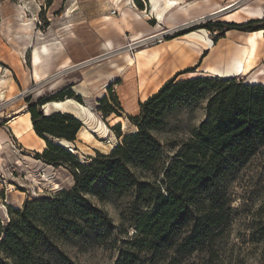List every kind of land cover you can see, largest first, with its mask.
Segmentation results:
<instances>
[{
    "label": "rangeland",
    "instance_id": "rangeland-1",
    "mask_svg": "<svg viewBox=\"0 0 264 264\" xmlns=\"http://www.w3.org/2000/svg\"><path fill=\"white\" fill-rule=\"evenodd\" d=\"M180 2L182 6H177L167 14L165 22H160L150 13L152 10L147 0H0V84L5 85L10 80L17 85L19 94L12 101L25 104L27 98L51 97L72 87L82 98V102L74 101L87 111L84 113L76 104L68 102L63 107L67 111L50 105L49 114L66 112L89 123L83 127L90 131L89 137L78 136L75 144L77 156L83 163H89L88 157H94L96 151L108 154L117 139L120 140L112 127L121 124L123 135L135 131L127 116L139 114V105L149 98L148 94L168 79L165 73L175 72V76L189 70L179 80L207 74L203 72L211 67L226 65L247 35L237 31L226 34L210 32L204 28L205 25L257 21L261 20L257 18L259 14L264 12V0ZM233 2L238 3L235 9L208 17L216 12L213 10L218 5L223 7ZM113 10H117L116 16L111 15ZM123 11L127 16L130 14L129 24L126 22L128 17L123 19ZM203 17L207 18L194 23ZM126 25L129 31H126ZM136 35L144 38L160 35L164 41L156 44L158 37L135 44L131 39ZM43 48H47L46 54ZM141 49L163 51V57L159 63H153L142 71L127 67V58L136 56ZM35 51L40 56L37 65V73L41 70L39 80L35 79V67L32 66ZM205 52L208 55L202 58ZM182 60L184 62L181 63ZM258 60L256 69L240 78H245L250 84L264 85V41ZM159 77L163 79L159 80ZM111 86L124 115L123 118L114 115L104 120L97 106ZM1 88L8 99L17 94L6 85ZM15 108L11 105L4 111L12 113ZM91 112L94 117L89 116ZM205 118L202 109L191 114L184 112L170 119V125L156 133L167 161L177 152L171 149V143L186 140L189 128L198 127ZM24 123L21 121L17 127L27 133ZM29 135L27 133L15 141L12 152L16 153L17 161L14 165L4 168L5 171L0 170V218L4 222L8 221V207L21 209L26 201L56 196L74 186L73 176L66 168L44 166L30 149L21 145ZM35 138L43 145L36 149L41 153L45 145L41 143L42 139ZM230 194L234 219L225 236L218 241L220 253L217 264H264V246L249 241L250 228L264 221V148L242 170L231 185ZM87 198L112 219L116 226L112 238L103 245L96 243L90 234L72 237L56 244L58 252L67 256L72 264H116L120 249L134 232L129 228V221H125L130 218L133 196L128 192L124 197L110 195L102 201L93 195ZM47 256H52L53 264L58 262L56 253L44 258ZM202 260L199 257L187 264H202Z\"/></svg>",
    "mask_w": 264,
    "mask_h": 264
},
{
    "label": "trees",
    "instance_id": "trees-1",
    "mask_svg": "<svg viewBox=\"0 0 264 264\" xmlns=\"http://www.w3.org/2000/svg\"><path fill=\"white\" fill-rule=\"evenodd\" d=\"M204 28L220 34L254 33L264 31V17ZM188 72L177 73L141 103L137 116H127L135 131L123 135L121 124L112 127L120 140L108 154L96 151L89 163L76 154L82 122L71 114L47 115L43 110L54 102H82L81 96L70 87L51 97L26 99L34 132L46 143L35 159L66 168L74 186L56 196L26 201L21 209L7 208L8 221L0 218V264H53L52 256L44 258L50 253H56V264H72L58 252V242L90 234L104 245L116 230L105 210L87 196L102 201L128 192L133 196L130 218L123 219L134 232L116 264H187L199 257L202 264L219 262L218 241L234 219L230 187L264 148V85L207 74L179 80ZM97 107L104 120L123 118L112 86ZM199 109L205 111V120L189 128L186 140L171 143L177 152L167 161L156 133L170 125V119ZM60 142L71 144L75 153ZM249 231L250 243L264 246V221Z\"/></svg>",
    "mask_w": 264,
    "mask_h": 264
},
{
    "label": "bare ground",
    "instance_id": "bare-ground-1",
    "mask_svg": "<svg viewBox=\"0 0 264 264\" xmlns=\"http://www.w3.org/2000/svg\"><path fill=\"white\" fill-rule=\"evenodd\" d=\"M147 1L149 2V5H150L151 10H152V11H150V13L152 12L153 15H155L157 17L156 20L160 21V22L165 20L167 14L169 12L171 13L172 10L176 9L177 6L182 4L180 2L181 0H147ZM237 6H238V3H236V2L230 3L226 6L220 7L215 13L208 15V17L215 16L218 14H220V15L224 14L225 12H228L229 10L235 9ZM148 12H149V10L146 13H148ZM122 16H123V19L126 18L127 12L123 11ZM204 18L206 19L207 17L200 18V19L194 21V23L200 22ZM153 38L154 37L144 38L142 35H136L131 39V41L134 42L135 44H140V43L152 40ZM263 41H264V31L247 33V35L245 36V39H243V45L238 47L237 51L231 57V59L229 60V62L226 65L222 66V64H220L218 66L211 67L207 70V72H210V74H213L214 76L219 77V78H232V77H241V76L249 75L253 70L256 69L257 62L259 61L258 59L260 57V52L262 51ZM43 44H45V43H43ZM47 51H48L47 48H43V53L46 54ZM162 57H163V51L149 52L146 49H141L137 52L136 56H134V57L131 56V57L127 58V65L126 66L130 67V68H136L138 71H142L143 69H145L146 67H149L153 63H159L161 61ZM39 63H40V56H39V53L37 51H35L34 55H33L32 66L34 65V67H35V76L34 77L36 80H39V78H40L38 73H40L41 70H40V72L38 70V73H37V69H38L37 65ZM68 102H71L72 104L73 103L76 104L78 106V108L80 110H82L84 113L87 111L84 106L80 105L79 103H77L76 101L71 100V99L66 100V102H54L53 104H47L44 106V110L47 113V115H49L50 109H51L50 105H53L57 108H60V107H63L66 105V104L64 105V103H68ZM73 109H75V108H73ZM63 111H65V109H63ZM63 113H66V112H63ZM27 115H28V118L25 120V123H24L27 126L26 131H30L32 134H34L33 124L31 121V115L29 113H27ZM89 116L94 117L92 112L89 113ZM78 119L80 120V118H78ZM80 121L82 122L83 126L89 124L88 122H85L83 120H80ZM124 126H125V123H124ZM14 132H15V135L17 136V138H19V139L24 138V135L27 134V133H23L22 131H20L19 127L14 128ZM89 132L86 131V128H83L79 132L78 136H81V137L84 136V137L88 138ZM90 137H92V136H90ZM40 141L46 147L45 141L44 140H40ZM60 145H62L63 147L71 148V151L75 153V150H73L71 144H69L67 142H60Z\"/></svg>",
    "mask_w": 264,
    "mask_h": 264
},
{
    "label": "crops",
    "instance_id": "crops-1",
    "mask_svg": "<svg viewBox=\"0 0 264 264\" xmlns=\"http://www.w3.org/2000/svg\"><path fill=\"white\" fill-rule=\"evenodd\" d=\"M220 7L221 6L218 5V8H220ZM218 8L214 9L213 12L217 11ZM256 14L258 15L259 13H256ZM126 17H128V19H127L126 22H127V24H129L128 23L129 22L128 20H129L130 14L128 16H126ZM263 17H264V12L261 13V14H259V16L257 18L258 19H262ZM125 29H126V31H129L128 30L129 27L127 25H126ZM230 32H232V31H230ZM230 32H228V33H230ZM140 34H145V33H140ZM182 62H184V61L182 60L181 63ZM170 72L171 71H168L167 73H165L167 75L165 78H168V79H166L155 90H152L148 94V97H150L153 94H155L167 80H169L171 77H173V75L175 74V72H173L171 74H170ZM203 73H207L208 75H213V74H210V72H203ZM168 74H170V76H168ZM160 79H163V78L162 77H159V80ZM5 85H6V87H10V89L12 91H14V92L17 93L14 98H9V99L6 98L7 95L2 92V88H1V87L5 86ZM5 85L0 84V95H1L0 102L2 100L4 101V103L2 101V106L3 107L0 106V170H4V168H7L8 166L14 165V162L17 161L16 153L15 152H12V150L15 149L14 148L15 146H13L14 143H15V141L16 140L19 141L20 139L17 138V136L15 135L14 127L16 128L20 124L21 121H25L28 118V115H27V112H26V104L25 103H22L20 101L18 103H14L12 101L13 99H16L17 96H18V94H19V88L17 87V85H15L14 83H12L10 80H7ZM50 104H53V103H50ZM65 104H67V103H64V105ZM11 105H12V107L14 105L16 106L15 110L12 113H6L4 110L8 106L10 107ZM63 107H60L59 109L60 110L61 109H64ZM65 111H67V110H65ZM2 123H4V125L1 127V124ZM27 133H28V135L30 134L28 136V138H26V142H25V143L28 144V146L25 143L24 144H21V145H23L27 149H30V151H32L33 154H35V152L40 153L36 149L39 148V147H41L42 144H40L38 142V140L35 138L36 136L34 134H32L30 131H27ZM9 151L11 152V154H9ZM4 154H6V155H4ZM44 166H46V165H44ZM46 167H48V166H46Z\"/></svg>",
    "mask_w": 264,
    "mask_h": 264
},
{
    "label": "built area",
    "instance_id": "built-area-1",
    "mask_svg": "<svg viewBox=\"0 0 264 264\" xmlns=\"http://www.w3.org/2000/svg\"><path fill=\"white\" fill-rule=\"evenodd\" d=\"M111 15L116 16L117 15V10H113L112 13H111ZM155 38H158L155 41V42H157L156 44H161L164 41V37H162V36H155L153 39H155Z\"/></svg>",
    "mask_w": 264,
    "mask_h": 264
}]
</instances>
